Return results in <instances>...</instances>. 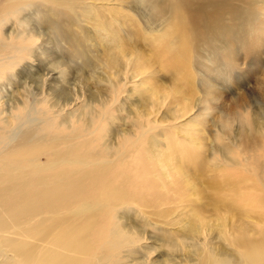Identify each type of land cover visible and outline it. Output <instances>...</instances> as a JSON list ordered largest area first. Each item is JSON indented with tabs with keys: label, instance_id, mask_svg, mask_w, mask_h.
Returning <instances> with one entry per match:
<instances>
[{
	"label": "rangeland",
	"instance_id": "1",
	"mask_svg": "<svg viewBox=\"0 0 264 264\" xmlns=\"http://www.w3.org/2000/svg\"><path fill=\"white\" fill-rule=\"evenodd\" d=\"M13 1L0 4V120L4 121H0V172L6 173L0 178V214L11 212L23 195L33 194L38 188L37 176L63 173L58 179L65 182L68 178L64 173L74 171L88 173L84 198L92 210L77 216L66 206L58 212H46L47 222L37 227L44 236L39 231L30 238L24 236L33 257L40 259L34 264H49L50 258L61 251L52 241L67 227V219L80 229L87 224L94 227L88 257L63 251L80 264H251L233 238L245 233L254 241L264 239V0H228L241 7V27L232 25L230 33L221 37L229 40L222 41L226 49L212 57L206 54L201 61L206 66H197L195 59L194 63L190 61L189 80L184 82L161 69L145 31L139 38L131 35L132 22L143 29L148 19L127 0L98 1L96 9L105 14L100 25L96 24L97 17L78 15L80 5L74 11V5L68 8L30 0L35 4L11 12L7 6ZM222 1L218 0V8L238 15L223 8ZM41 12L48 16L42 18ZM112 18L119 21L109 24ZM58 21L89 42L91 55L71 58V46L53 42ZM168 24L159 20L145 29L150 34H162ZM116 27L120 32L115 34ZM171 31L168 35L174 37ZM113 41L114 59L120 58L122 73L115 68L109 70L105 64L94 71L85 69L84 62L103 57L107 43ZM121 41L124 46L120 48ZM139 54L148 58L139 63L141 68L150 64L151 74L132 78ZM49 87H65L82 100L78 99L73 111L64 106L50 110L55 104ZM116 90L123 92L116 97ZM69 112L77 116L76 123H71L74 129L68 127L73 131L66 128ZM48 114L54 115L53 121ZM91 123L96 128L94 133L87 131ZM18 129L40 140L42 163L49 158L55 162L82 158L92 159L94 164L30 171L33 163L15 164L7 159L8 152L20 142L19 137L7 148L10 136ZM125 134L129 139L123 138ZM65 135L76 137L69 145L79 142V150L52 145L49 140ZM6 161L12 167L3 166ZM200 164L201 169H196ZM177 166L183 169L181 177L175 172ZM95 172L102 179L96 185L93 181L99 174ZM175 177L181 180L179 196L173 192ZM103 181L121 190L123 196L114 194L110 203L101 201ZM161 185L165 189L161 190ZM16 217L25 224L32 218ZM5 251L0 250V264H33ZM225 256L227 263L221 258ZM260 264H264V248Z\"/></svg>",
	"mask_w": 264,
	"mask_h": 264
},
{
	"label": "bare ground",
	"instance_id": "2",
	"mask_svg": "<svg viewBox=\"0 0 264 264\" xmlns=\"http://www.w3.org/2000/svg\"><path fill=\"white\" fill-rule=\"evenodd\" d=\"M1 1H3L4 3L6 0H0V4H2ZM43 1L49 2L52 5H63L64 7H68V8H70L71 5H74L75 8H72L75 9L74 11H76L78 9V5H80L78 15L88 17V15L90 14L92 19L97 17L98 18L96 22L97 25L101 24L100 18H102L105 15L103 14L102 10L100 11L96 9L97 7L96 5H98L97 3L100 0H43ZM127 1L133 7L138 8L141 15L147 17L148 19L146 21L147 25H144L143 29H139L138 28L139 25L131 21L133 25L132 26L133 29L130 27L132 30L131 35L137 36L139 38L141 37L142 32L145 31L146 38L152 41L153 44L152 55L155 56L156 59L161 64V69L166 70V72L170 71L171 74L173 73L172 77L174 75L173 79L176 78L177 80L182 82L189 80V66L191 65V63H194L195 61V64L197 66L198 64L203 66L204 64L201 61L205 59L206 54L207 56L212 57L215 55H219V53L221 52H224L226 47L222 46V41L227 43L229 40L227 41H225V39L222 40L221 37H225L228 32L230 33L229 30L232 28V25L238 24L241 27V23L243 21V16L240 15L241 14L240 5L237 2H233L235 6L234 7L232 4L229 3L228 0L222 1L221 4L223 8H225L227 11L237 12L238 15L224 13L220 8L217 7L218 0H206L203 3H196V0H127ZM89 3L91 6L89 5ZM32 4L35 3L30 0H14L7 6V8L8 11L19 12L20 9H24V6H32ZM84 8L89 9V11L87 12ZM144 11L147 14H145ZM44 16H48L47 12H43V13L41 12V17L43 18ZM124 19L126 21L128 17L125 16ZM114 20L115 23L119 21L118 19H113V22L109 21L108 23L114 24ZM159 20L169 21L168 27L165 30V32H163L162 34H160L159 32H157L158 34H156V32H154L153 34L148 33L145 27H147L148 24H152ZM219 23H221V25ZM225 23L229 24L228 27H226L227 24L225 26ZM239 26L237 27L239 28ZM156 27L157 26H152L150 28L156 29ZM169 29L172 30L171 32L174 34V37H169L168 35ZM54 30L56 33L53 32V36H52V38L54 39L53 42H55L56 40L57 42L63 44L67 43L69 46H71L72 48L70 55L71 58H77L83 56L87 57L91 55L90 53L91 45L89 44V42L83 40L82 37H77V35L65 22L58 21L56 24V28ZM119 32H120V28L116 27V29H114V33L116 34ZM31 38L34 39V37ZM230 39H232V37ZM101 40H104V37L103 38L101 37ZM102 42L104 43V41ZM110 43H109L110 45H108L107 43V47H106L107 49L103 57L99 56V58L98 59L96 58L97 60H95L94 57L96 56H93V59L95 61L86 58L87 60L84 62L85 69L89 68L92 71H94L95 69H97L98 65L102 66L103 64H105L103 66L104 67L106 66L107 68H109V70L112 69L114 70L115 68L117 71H119V73H122V70L120 69V65H121L120 58L117 60L114 59V41ZM123 46L124 45L121 41L119 47L121 48ZM202 53H204L205 55L203 56ZM161 55H163L162 58ZM144 57L145 56L139 54V58L135 60V57H133L130 60V62L135 60V64H136L135 69L132 70V74H133L132 78H137L139 75L150 73L149 71L151 69L150 64L146 63L145 67L142 68L140 66L139 63L140 59H144V60L148 59ZM193 59L195 60L193 61ZM190 61L191 63L189 64ZM60 66L58 65L57 67ZM62 66L66 67V65L64 64H62ZM62 66L61 68H63ZM139 72L141 73L139 74ZM147 77L150 78L149 75H147ZM49 89H51L52 91L51 95L53 96L52 99L54 98L53 103L55 104L54 107L52 106L50 107V110H53L59 106H64L67 107V110L69 111L76 106L78 99L82 100L81 98H79V96L73 97L71 95V91L66 90L65 87L62 88L61 90H57L52 87L51 88L49 87ZM121 92L123 91L116 90L115 96L118 97L121 94ZM114 100L116 99L114 98ZM0 107H1V101H0ZM0 116H1V112H0ZM68 116L70 120L66 122L67 123L66 128L71 130L74 129L75 127V124L72 125L71 123L72 122L76 123V120L74 119H76L77 116H75V113L73 112H69ZM48 118L50 121H53L54 115L48 114ZM35 119L39 120L38 118ZM138 123L142 127H145L143 121H140ZM68 127H72V128L70 129ZM92 129H93V124L91 123V125L89 124L87 131H91L92 133H94L96 128H94L93 130ZM60 135H62V133ZM127 135L128 134H125L123 138L129 139L127 138ZM75 136L78 138H82V135L80 134H76ZM95 136L97 137L99 135L96 134ZM10 137H11L10 142L8 143L7 148L10 147L13 142L15 141L17 142L19 140V137H20V142L17 143L16 147L14 145L15 148L13 150L8 152L7 159L12 160L15 164L33 163L30 164L29 166L30 171H39V170L50 171L60 166H64V167L66 166L70 168V166L72 167L76 164L79 165L80 164L87 165L88 163L94 164V162L91 161L92 159L86 161V159H82V158H77L71 162L65 161L67 158L65 160H60L59 162H55L54 160L49 158L47 162L42 163L40 162V157L44 153L43 152L44 149L40 145L39 142L40 140L37 141L35 138L32 139V135L30 132L23 131L21 129L20 130L18 129L15 132V134ZM51 137L49 140H51L52 145L57 144L58 146V144H63L65 148L70 150L75 148L79 150L80 148L78 147L79 142L76 145H69V141L72 142L75 141L74 138L76 137H72V136L69 137L68 135H65L63 138H56L55 136L53 138ZM59 140H61L60 141L61 143L59 142ZM92 142H95V140L91 141L90 143L92 144ZM52 145L50 146V148L52 147ZM80 146L82 147L83 145ZM64 147H62L63 150ZM46 151L47 150L45 149V152ZM78 152L79 151H77L76 153ZM186 158L188 161L193 162V160L190 157L187 156ZM11 164H12L11 162L6 161L3 166L12 167ZM1 166L2 164L0 165V167ZM201 167L202 164L197 165L196 169H201ZM13 168L15 170H18L17 167L15 166H13ZM182 171L183 169L181 166H177L175 168V172L179 177H181L180 174L182 173ZM5 174L6 173L0 172V178H4L6 176ZM62 174L63 173L52 175L51 177L41 176V175L37 176L36 181L38 188L33 192V194L23 195L21 197V200L17 203V205L13 208L11 212L5 211L2 214H0V242L3 246L1 247L0 245V250L2 252H6L5 250L7 249L14 253L15 258L18 256L23 261H28L33 264L38 263L40 259L33 257V250L30 246V242L27 239H25L24 236L30 238L33 237L36 231H39L37 227L44 225L47 222L48 218L45 216L46 212H58L60 207L62 206H66L69 209V213H71L73 216H77L78 214L83 213L85 211H92L90 208L91 203L87 202L86 199L84 198L85 194H84L83 184L88 176V173H82L81 175H80V171H74V173L71 172L64 173V178H68V180L65 182H62L60 179H58V177ZM96 174L98 175L99 173ZM244 178H246V176ZM48 179H52L53 182L51 183L47 182ZM100 181H102V179L99 174L98 177L94 178L93 182L96 185ZM180 182L181 180L175 177V182L173 185L174 194H177L181 189ZM103 183L105 189L100 194L101 201L105 203H110V200L114 198V194H118L119 197L123 196L121 190L112 188L107 181H103ZM160 189L161 190L165 189V186L161 185ZM86 192H87V186H86ZM65 201L66 203L62 205L61 203ZM249 203L255 204V202L253 201H249ZM18 215H20V217H26L27 215H30L32 216V218L28 220L27 222L28 224H25L26 221L24 223L18 222L19 218L16 217ZM66 223H67V227L57 232L54 236L52 245L57 247L61 251H59L57 255L52 256L50 258L49 264H80V261L77 260V258H73L65 255L63 253L64 250H69L73 253L82 254L85 257H88L91 253L92 246L90 243V233L94 228L93 225L87 224L85 227L80 229L78 227L71 226V220L69 219L66 220ZM57 224H60V222ZM11 229H13V231H11ZM39 234L44 236V233H42L41 231H39ZM126 240L131 241L133 243L135 242V239L131 240L130 238H127ZM233 243L241 248V253L244 254V256L249 260L251 264H260V260L264 248V239L261 241H254L251 238H249L245 233H241L233 238ZM4 248L6 249L4 250ZM221 258L223 259V263H227L228 260L227 256ZM81 262H83V260ZM204 264H208V263L204 261Z\"/></svg>",
	"mask_w": 264,
	"mask_h": 264
}]
</instances>
